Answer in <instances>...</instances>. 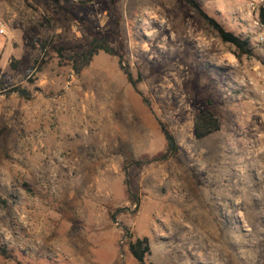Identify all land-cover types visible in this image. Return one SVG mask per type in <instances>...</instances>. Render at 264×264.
Instances as JSON below:
<instances>
[{
  "label": "rangeland",
  "instance_id": "obj_1",
  "mask_svg": "<svg viewBox=\"0 0 264 264\" xmlns=\"http://www.w3.org/2000/svg\"><path fill=\"white\" fill-rule=\"evenodd\" d=\"M74 1L0 0V74L30 94L0 112V264H140L145 236L146 264H264V58L186 0ZM197 1L247 29L243 0ZM96 37L117 55L77 71ZM201 111L220 130L197 139Z\"/></svg>",
  "mask_w": 264,
  "mask_h": 264
},
{
  "label": "trees",
  "instance_id": "obj_2",
  "mask_svg": "<svg viewBox=\"0 0 264 264\" xmlns=\"http://www.w3.org/2000/svg\"><path fill=\"white\" fill-rule=\"evenodd\" d=\"M57 6H60L61 0H52ZM69 3H75L74 0H65ZM95 0H86L81 1V4H86V2H93ZM186 2L190 5V7L194 8L199 12L202 18L206 21V23L217 33L218 37L227 44L233 46L236 50L237 58H241L246 55L248 57H252L254 55V51L250 46V43L247 38L243 34H237L233 31L228 30L225 25L216 20L214 17L210 16L203 6L197 0H186ZM45 48V45H43ZM100 51H104L110 55H117L113 48L109 47L106 39L94 38L92 48L86 52L77 54L75 57V63H80V65H75L77 71L81 70L82 67H85L90 64L92 58L97 55ZM11 66L13 70H16L17 63L14 61L11 62ZM120 68L127 76L128 81L132 84L134 89L140 94L138 91V84L140 81L136 80L132 73L123 65V62H120ZM33 70V66L30 67L27 71V75L31 73ZM18 91L22 96L27 94L26 90L21 89L19 86L13 83V78L11 74H0V91ZM162 132L165 136L167 143V151L162 155L163 159H169L176 157L180 150L181 146L177 141L174 134L168 129V127L164 124H161ZM220 130V121L217 117L214 116L211 112L201 111L200 115L196 118L195 121V135L197 139L204 138L213 132ZM125 173H126V185L129 187V176L130 169L128 168V164H125ZM129 192H132L131 187L128 188ZM129 250L132 256L140 263L146 264L147 257L151 254V245L149 237H138L135 241L130 242ZM0 254L3 256H7V249L3 247L0 243Z\"/></svg>",
  "mask_w": 264,
  "mask_h": 264
},
{
  "label": "built area",
  "instance_id": "obj_3",
  "mask_svg": "<svg viewBox=\"0 0 264 264\" xmlns=\"http://www.w3.org/2000/svg\"><path fill=\"white\" fill-rule=\"evenodd\" d=\"M240 18L247 23L243 32L253 51L264 58V0H243L238 8ZM264 96V89L262 90Z\"/></svg>",
  "mask_w": 264,
  "mask_h": 264
},
{
  "label": "crops",
  "instance_id": "obj_4",
  "mask_svg": "<svg viewBox=\"0 0 264 264\" xmlns=\"http://www.w3.org/2000/svg\"><path fill=\"white\" fill-rule=\"evenodd\" d=\"M14 93L11 94V97H7L5 94H2L0 93V112L3 111V107L4 106H7V108L11 107L12 108V111H14L15 107H16V102L18 101H21V98H20V93H16V91H13ZM27 94H29V92L26 90ZM20 94V95H19ZM22 96V95H21ZM36 95L32 94L31 97H35ZM12 97H18V99H12ZM5 99L7 101H5ZM49 99H53L52 97H49ZM35 103L37 105V108L38 107H42V104L41 103H38V101L35 100ZM35 105V104H34ZM29 105L25 104V107L24 108H28ZM34 107V106H33ZM36 107V106H35ZM40 108L36 109L37 112H39Z\"/></svg>",
  "mask_w": 264,
  "mask_h": 264
}]
</instances>
